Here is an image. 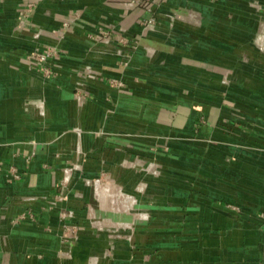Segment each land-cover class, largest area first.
Returning <instances> with one entry per match:
<instances>
[{
	"label": "crops",
	"instance_id": "0c3cea01",
	"mask_svg": "<svg viewBox=\"0 0 264 264\" xmlns=\"http://www.w3.org/2000/svg\"><path fill=\"white\" fill-rule=\"evenodd\" d=\"M140 1L0 0V264H264V0Z\"/></svg>",
	"mask_w": 264,
	"mask_h": 264
},
{
	"label": "built area",
	"instance_id": "2783aa9c",
	"mask_svg": "<svg viewBox=\"0 0 264 264\" xmlns=\"http://www.w3.org/2000/svg\"><path fill=\"white\" fill-rule=\"evenodd\" d=\"M136 3H142L140 0H136ZM34 4L33 3H28L27 8L25 10L20 11V15L24 16L26 11H29L33 8ZM153 22L152 18H149L145 20L143 23L146 26L151 25ZM136 45H134L135 47ZM57 55V50L53 46H46L44 48H37L34 50L32 54L29 55V58L32 60V62L42 70L45 74H51L52 70L48 66V62L53 59ZM113 84H119V82L112 80ZM12 174L14 177H18V173L15 170H12ZM76 226L70 225L66 226L65 229L67 230H74Z\"/></svg>",
	"mask_w": 264,
	"mask_h": 264
}]
</instances>
